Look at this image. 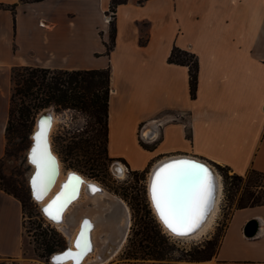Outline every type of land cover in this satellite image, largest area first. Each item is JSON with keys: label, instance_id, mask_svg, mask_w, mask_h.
<instances>
[{"label": "crops", "instance_id": "crops-1", "mask_svg": "<svg viewBox=\"0 0 264 264\" xmlns=\"http://www.w3.org/2000/svg\"><path fill=\"white\" fill-rule=\"evenodd\" d=\"M110 4L0 0V160L13 67L109 66V157L138 172L175 156L242 175L264 172V0H126L117 6L115 44L107 54ZM174 46L198 57L195 98L188 66L168 61ZM252 221L255 233L247 235ZM24 237L22 203L0 185V262L49 264L24 254ZM206 264H264V204L233 210Z\"/></svg>", "mask_w": 264, "mask_h": 264}, {"label": "rangeland", "instance_id": "rangeland-1", "mask_svg": "<svg viewBox=\"0 0 264 264\" xmlns=\"http://www.w3.org/2000/svg\"><path fill=\"white\" fill-rule=\"evenodd\" d=\"M106 15L108 19L112 21L110 22L111 30L114 15L112 12H109ZM107 17H105V20ZM92 37L93 40L91 41L94 43L96 41L94 33ZM44 110H51V112L57 116V120L54 123L51 132V141L53 150L61 161L64 173L76 171L91 180H96V182L100 183L110 194L120 198L124 204L129 207V217L125 216L127 214H124L125 217L123 216V220L125 218L128 219L126 241L120 246V250L118 254L114 256V259L104 264H117L126 260H141L142 256L153 259L152 256L146 255L144 252L147 251L145 248L147 243L145 239L142 242L143 246L140 243L142 238H144L141 231L145 225L148 226L150 235L153 236L159 244V248L164 252V257L166 259L160 260H176L180 262L179 264H206V261H193L192 257L196 256V254H193L194 256H192L191 253L197 248H202L206 243V240L214 237L220 239L222 237L228 219L236 208L237 198L243 190L245 181L237 189L234 184L231 185L230 183L232 178H226V175L231 176L234 172L223 165L211 162L218 173L221 174L223 182L221 202L219 203L216 218L212 222L210 228H208L204 235L199 238L182 239L173 237L165 232L162 225L158 222L153 212L151 202L149 201L147 187L148 178L154 163L145 171H129L127 173L124 172L122 175L120 174V177L115 176L112 167H114L115 163L119 162H115V160L108 158L106 154L101 152L100 155L93 154L94 120L86 113L74 109L58 111L53 104L34 114L29 123V128L26 132L21 148L16 152L4 155L0 162V171L7 178L6 183L9 185L10 181L16 183L22 189L26 198L27 207L24 212L25 237L23 244L24 254L26 256H31L52 264L50 258L46 261L45 258L38 255V253L43 252V246L40 244L42 239L40 234L48 233V235L56 236L57 234L55 233H58L60 236L57 237H61V240H59L60 243H63L64 246L67 247L70 243L67 231L70 230V232H72L74 230L71 222L66 224V229H62L49 221L42 213L40 204L33 198L29 187V177L32 173V166L28 161L27 151L32 142V132L36 126L37 118ZM95 127H98V125ZM73 135L81 136L83 139L87 140L86 143L88 147L86 148H88V152L85 155H76L69 151L67 145L69 144L70 137ZM20 141V138L15 137L9 142V144L11 146L14 142ZM93 158H98L99 161H96ZM100 201H102V205H112V203H114L109 196L104 197ZM93 206L94 201H85V203L80 204L75 208L73 211V217L77 219L80 214L85 212L91 214L89 211L93 209ZM117 207L124 212L125 207L122 205L121 208L120 205ZM108 208L109 207H106L104 214L108 213ZM127 219H125V222ZM123 220L121 222H123ZM37 235L39 238L36 237ZM58 249L59 251L62 250L60 247H58ZM0 264L4 263L0 262Z\"/></svg>", "mask_w": 264, "mask_h": 264}, {"label": "trees", "instance_id": "trees-1", "mask_svg": "<svg viewBox=\"0 0 264 264\" xmlns=\"http://www.w3.org/2000/svg\"><path fill=\"white\" fill-rule=\"evenodd\" d=\"M125 1L111 0L110 9L107 11V14L112 12L114 15L113 26L110 30V40L106 43L107 54L110 53L115 44L117 6ZM11 9L14 10V7H11ZM110 22L112 21L110 20ZM168 61L188 66L190 94L192 98H195L197 96L199 73V61L196 54L174 46ZM110 77L111 70L109 66L94 69H58L33 65L13 67L11 73L12 93L6 126V149L4 155L16 152L21 148L34 114L53 104L58 111L74 109L90 116L94 120L93 154L100 155L104 153L108 158L112 159L108 155ZM96 125L98 127H95ZM15 137L20 138L21 141L14 142L13 146H10L9 142ZM86 142L87 140L81 136L73 135L70 137L67 146L71 153L85 155L88 152ZM93 159L99 161L98 158ZM226 168L230 169L229 167ZM226 176L227 179L232 178L230 183L231 185L234 184L237 189L245 181L243 190L237 198L236 208L264 204V172L251 168L244 175L233 173L231 176ZM6 179V176L0 171L1 187L21 201L25 212L27 203L22 189L13 181H10V185L7 184ZM141 232L144 236L140 241L141 245L144 239L147 242L145 254L152 256L153 259H166L163 250L159 248L157 241L150 235L147 225L143 227ZM55 234L57 235L40 234L42 236L40 244L43 246V252L38 253V255L45 258L46 261L49 260L52 253L59 251L58 247L61 249L65 248L64 244L59 241L61 237H57L60 235L58 233ZM36 237L39 238L38 235ZM222 237L220 239L214 237L206 240L202 248H197L191 253L192 256L196 254V256L192 257V260L196 262L210 260L217 254ZM141 258L149 259L145 256Z\"/></svg>", "mask_w": 264, "mask_h": 264}, {"label": "bare ground", "instance_id": "bare-ground-1", "mask_svg": "<svg viewBox=\"0 0 264 264\" xmlns=\"http://www.w3.org/2000/svg\"><path fill=\"white\" fill-rule=\"evenodd\" d=\"M108 20V17L107 19ZM48 115L40 120H44L46 122H51V131L48 134V145L51 151V155L55 157V175L53 176L52 182L48 185V188L46 191H42V185L41 180L38 179L37 181V192L38 194H42V199L37 200L35 196L33 197L35 201H37L40 204V207L42 209L47 207V205L55 199L57 195H60L61 193H64V195L61 196V200L57 202V206L60 203H63V207L60 209V217L59 222H54L49 219V216L46 215L45 217L51 221L54 225L66 229V224L68 222H71L72 228L74 230L72 232L67 231L69 235L70 243L67 247L64 249L54 252L52 254L51 263L56 264V260L54 258H59L60 264H104L106 262H109L114 259V256H116L120 250V246L123 245V243L126 241V231L128 229V219L125 222V219L123 220L124 214H127L125 216H128L129 207L124 204V202L118 198L115 195L110 194L100 183L96 182V180H91L88 177H85L84 175L76 172V171H70L68 173H64L61 161L58 157V155L54 152L52 141H51V132L54 126V123L57 120V116L51 112V110H48ZM40 116V115H39ZM38 121L39 117L37 118L36 126L32 132V142L31 145L27 151L28 161L30 165L32 166V173L29 177V187L31 190V194H33V187H32V178L36 174V166L30 162V153L31 149L34 146V140H33V134L37 131L38 128ZM41 147H43V140L41 141ZM180 159V160H179ZM181 160H194L196 162H199L200 164L205 165L209 171L212 178V182L214 185V190L212 193V199L208 205V214L206 215L204 221L202 224L195 230L190 233H187L186 235H177L175 232H173L171 229H169L163 221L160 219L159 214L156 211V207L152 200V192H151V185L154 178V175L156 171L161 168V166L168 164L173 161H181ZM113 171L116 174H123L124 166L119 162L115 163L114 167H112ZM150 171L149 178H148V197L149 201L151 202V206L153 208V212L158 220V222L162 225L165 232H167L169 235H172L176 238H182V239H196L204 235V233L210 228L212 222L217 216V211L219 209V203L221 202V195H222V189H223V182H222V176L214 165L210 164L209 162L198 159L196 157L191 156H175V157H169L165 158L153 165ZM70 174H74L75 177H78L80 179V183H75V190H73V187L71 184H69L68 188H65L64 185L69 182V176ZM34 195V194H33ZM109 196V198L112 199L114 203L112 205H102L101 199L104 197ZM94 201L93 209H91L89 212L91 214H88L87 212L80 214V216L75 219L73 217V211L75 208L88 201ZM118 200V201H117ZM118 205H121L124 208V212L121 211V209H118ZM54 206L53 209H50L51 212H54L56 207ZM106 207L108 208V213L104 214ZM124 216V217H125ZM87 220L90 224V229L85 232V238L90 243V248L83 252V254L78 258L77 253L78 249L76 248V240L79 238L80 232L82 228L84 227V221ZM123 220V222H121ZM214 224V223H213ZM83 243V241H82ZM72 252L71 257L62 256V253H65L67 251Z\"/></svg>", "mask_w": 264, "mask_h": 264}, {"label": "snow or ice", "instance_id": "snow-or-ice-1", "mask_svg": "<svg viewBox=\"0 0 264 264\" xmlns=\"http://www.w3.org/2000/svg\"><path fill=\"white\" fill-rule=\"evenodd\" d=\"M51 131V122L39 120L37 131L33 134L34 146L30 153V162L36 166V174L32 178L33 194L37 200H41L42 194L37 192V181L41 180L42 191H46L55 175V157L51 155L48 145V134ZM43 140V147L41 141ZM80 183V179L70 174L69 182L65 188L72 185L75 190V183ZM214 185L209 169L194 160L173 161L159 168L153 178L151 185L152 200L156 211L163 223L177 235H186L194 231L203 222L207 214L208 205L212 199ZM57 195L43 212L54 222H59L60 209L63 203L57 206L61 196ZM57 206L54 212L53 209ZM87 220L84 221L79 238L76 240V248L79 250V258L83 252L90 248L89 241L85 238V232L90 229ZM83 241V243H82ZM71 257L69 250L61 254ZM56 264H60L59 258H54Z\"/></svg>", "mask_w": 264, "mask_h": 264}, {"label": "water", "instance_id": "water-1", "mask_svg": "<svg viewBox=\"0 0 264 264\" xmlns=\"http://www.w3.org/2000/svg\"><path fill=\"white\" fill-rule=\"evenodd\" d=\"M49 113H48V110H44V111H42L41 113H40V116H39V120L40 119H42V118H44V117H46L47 115H48ZM180 160V159H179ZM199 163V162H198ZM211 175H213V174H211ZM32 196L34 197V195L32 194ZM43 214H44V212H43ZM207 214H208V211H207ZM206 214V215H207ZM45 215V214H44ZM206 215L204 216V219H205V217H206ZM204 219H203V221H204ZM254 223H256V221H252V222H250L248 225H247V227H246V229H245V232H246V234L247 235H253L254 233H255V230L254 229H252V230H250V225H253ZM202 224V223H201ZM200 224V225H201ZM197 229V228H196ZM195 229V230H196ZM194 230V231H195ZM192 232V231H191ZM188 233H190V232H188ZM53 254V253H52ZM52 254H51V256H50V262H51V258H52Z\"/></svg>", "mask_w": 264, "mask_h": 264}, {"label": "built area", "instance_id": "built-area-1", "mask_svg": "<svg viewBox=\"0 0 264 264\" xmlns=\"http://www.w3.org/2000/svg\"><path fill=\"white\" fill-rule=\"evenodd\" d=\"M108 20H110V19H108ZM115 162H121L123 164L125 173L130 171L129 167H128V165L126 163L122 162L121 160L120 161L115 160ZM113 173H114L115 176L120 177V175L116 174L114 171H113Z\"/></svg>", "mask_w": 264, "mask_h": 264}]
</instances>
